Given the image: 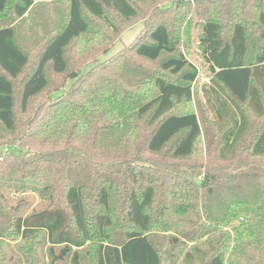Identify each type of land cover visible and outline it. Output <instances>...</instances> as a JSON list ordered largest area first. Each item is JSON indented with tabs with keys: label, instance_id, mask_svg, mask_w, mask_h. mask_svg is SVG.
I'll use <instances>...</instances> for the list:
<instances>
[{
	"label": "trees",
	"instance_id": "obj_1",
	"mask_svg": "<svg viewBox=\"0 0 264 264\" xmlns=\"http://www.w3.org/2000/svg\"><path fill=\"white\" fill-rule=\"evenodd\" d=\"M37 3L61 6L42 34L0 23V264L12 246L25 264H264V0L170 9L84 72L134 2L0 0V16ZM193 30L208 125L187 107ZM30 191L48 204L24 214L9 195Z\"/></svg>",
	"mask_w": 264,
	"mask_h": 264
},
{
	"label": "rangeland",
	"instance_id": "obj_2",
	"mask_svg": "<svg viewBox=\"0 0 264 264\" xmlns=\"http://www.w3.org/2000/svg\"><path fill=\"white\" fill-rule=\"evenodd\" d=\"M134 2L136 7L138 8V16L132 20H130L128 23H125L121 21L117 16L114 14H111L110 21L113 24V28L107 30L106 32L110 36V42L107 44H104L102 47H96L92 46L90 47V51H88V54H91V56H86L88 58L86 68L83 70H90L93 69L95 66L103 64L105 62H110L116 55L128 53L126 48L132 44L134 40H136L137 37L141 36L142 33L145 30L144 21H150L155 19H164L169 18L171 11L170 9H178L183 13V10L190 12V8L186 6L191 5V11L195 8V3L197 2H203L206 5L208 4H215L218 7H221L222 9L227 6V8H231L230 6L235 7V3L227 4L229 0H145L144 2H139L135 0H130ZM59 5V6H58ZM60 4L54 3V4H43V3H37L28 13L25 15L24 18H16L14 15H12L10 12L5 13L4 15L0 16V23L7 22L10 23L11 26H13L17 34L19 35L20 39H24L28 41L29 35L34 34H42L43 31L51 27L52 22L55 21L54 17H52L53 13L56 11H60ZM182 9V10H181ZM57 16L59 14H54V16ZM200 16H194L193 21H199ZM146 23V22H145ZM93 29L95 31L99 30V25L95 24ZM196 30H193V38H192V45L189 52V58L190 60L198 67V78L195 84H193V100L192 103L187 106L190 109L194 110L200 121L204 120L206 121V124L208 122V117L204 113V105L203 100L201 98L200 90L199 88L203 83H206L208 81V72L205 68V66L202 64L201 60L199 59L197 55V50L195 46V32ZM108 45V46H107ZM107 46V47H106ZM106 47V48H105ZM70 55V61L72 64L77 65L79 64V61H76L78 55L75 52V50H71L69 52ZM84 57L80 62L84 61L86 58ZM134 59V58H133ZM136 65L133 66V71L137 72L139 69V66L146 67L148 69H154L156 64L152 62H146L139 59H134ZM78 62V63H77ZM84 63V62H83ZM186 108V107H185ZM184 108H180V110H183ZM253 126L258 127L260 126V121L258 119L253 118ZM208 125V124H207ZM201 126L204 129L205 125L202 124ZM256 129V128H255ZM204 132L203 138H207V135ZM4 153H7V151H13L16 152L14 149H8L4 148L2 150ZM9 199L12 205H16L19 207L21 212L24 214L30 213V212H37L45 209L47 207V202L39 197V194L35 191H30L26 193H19V192H12L9 195ZM12 252L9 251L8 258L10 260L6 264H25L23 261L19 260L15 262V257L18 254L16 253L15 246H12ZM12 258V260H11Z\"/></svg>",
	"mask_w": 264,
	"mask_h": 264
}]
</instances>
